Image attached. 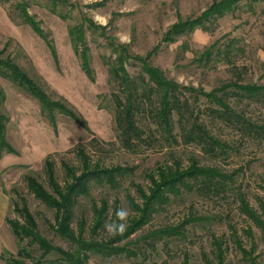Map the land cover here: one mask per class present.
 Here are the masks:
<instances>
[{"label": "rangeland", "instance_id": "obj_1", "mask_svg": "<svg viewBox=\"0 0 264 264\" xmlns=\"http://www.w3.org/2000/svg\"><path fill=\"white\" fill-rule=\"evenodd\" d=\"M65 1L58 5V12L66 20L51 13L52 0H35L28 8L47 34L56 56L45 41L20 22L12 7L14 2L0 4V60H12L51 101L60 102L80 119L78 123L59 113L52 118L36 99L0 75L5 96L2 113L8 119L7 141L16 152L0 156V190L8 203L6 219L22 221L15 206L24 199L40 235L53 246L69 251L71 244L52 229L55 212L29 192L25 178L35 177L52 193L45 161L54 162L57 181L63 185L67 181L63 163L79 169L77 152L81 147L93 162L104 167L132 170L119 181L118 189L94 186L90 197L81 198L75 207L72 228L76 234L82 222L83 240L121 250L111 256L88 252L87 264H217L213 257L215 240L223 242V264H264V139L244 135L213 113L218 108L210 100L198 97L235 83L264 87V0H244L219 20L212 32L197 30L175 43L164 40L175 24L196 19L214 2L224 0ZM81 25L90 48L94 81L83 73L70 41L69 29ZM216 43L234 50L232 61L201 63L200 57ZM113 46L128 49L131 59L127 71L139 85L147 81L138 61L142 59L161 70L168 80L190 89L185 95L191 110H184L180 118L174 115L176 143L167 141L158 128L154 120L158 98L151 95L141 101L138 116L144 142L136 149L121 144L115 104L119 89L105 65L116 56ZM234 97L228 96L232 112L264 128V102L238 101ZM194 122L205 127L227 150L209 155L201 147L183 143L182 127ZM176 164L183 170L192 164L214 170L225 186L215 193L197 187L168 194V202L159 207L149 224L116 241L134 215L128 198L140 204L137 188L148 191L149 174L158 166ZM102 201L108 204V217L105 226L94 234L93 204L101 207ZM243 203L255 218L243 212ZM121 211L126 213L123 218L118 216ZM6 225L13 238L9 253L15 256L28 242L20 244ZM161 230H175L181 235L149 239ZM55 259L58 257L46 258L48 262Z\"/></svg>", "mask_w": 264, "mask_h": 264}, {"label": "trees", "instance_id": "obj_2", "mask_svg": "<svg viewBox=\"0 0 264 264\" xmlns=\"http://www.w3.org/2000/svg\"><path fill=\"white\" fill-rule=\"evenodd\" d=\"M33 1L35 0H0V4L14 2L12 7L15 8L20 22L29 26L37 36L45 41L53 55L56 56L51 42L48 41L47 34L44 33L40 24L28 12L29 3ZM242 1L244 0L214 2L200 17L175 24L165 34L164 40L166 43H175L180 37L194 34L197 30L212 32L219 20L228 13L238 9V4ZM65 3V0H52L50 8L51 13L58 15L62 20H66L67 17L59 14L58 5L62 6ZM88 25L91 26L92 24L89 23ZM69 36L83 73L89 80L94 81L92 59L90 48H88L85 39L84 26L71 27ZM113 51L116 56L113 60L111 59L112 61H106L105 65L108 68L112 82L117 84L119 89V94L115 96V104L117 109L116 124L120 133L121 144L127 148L136 149L141 142H144V133L138 125V116L141 101L143 99L149 100L151 95H155L158 98L157 109L154 114V120L158 128L165 133L167 141L176 143L177 139L173 134L175 128L174 115L177 114L180 118L183 117L184 110H191L185 95L190 92V89L181 87L174 81L168 80L161 70L151 66L146 60L142 59L138 61L142 64L141 69L144 76L147 77V81L146 85H139L132 80L127 71V62L131 59L128 49L123 46H113ZM233 51L228 45L219 46L216 43L206 50L199 60L201 63L204 61L207 64L210 62L230 63ZM0 75L36 99L43 112H47L52 118L55 113H59L80 123V119L73 111L60 102L51 101L38 83L15 65L12 60H0ZM225 91H230L231 96H235L234 98L238 101L264 102V87L257 85L242 86L235 83L211 94L198 95L193 91L198 97H205L213 103V106H217L218 110L213 111V113L220 119L228 124L235 125L244 135L264 139V128L258 127L252 122H247L241 115L232 112L228 105V96L230 94H225ZM4 102L5 96L0 89V156L2 153L16 154L7 141L8 119L2 113ZM182 129V139L186 145L201 147L209 155H217L218 151L222 153L227 150V147L222 142L212 138L205 130V127L197 122L185 128L182 127ZM77 158L80 162L79 169L63 163L67 176V181L63 185L57 181L54 162L50 159L45 161L46 177L52 193L45 190L35 177L29 175L25 178L29 192L38 201L55 212V225L52 229L59 237L71 244V249L64 251L44 239L38 231L34 215L30 212L25 200L20 198V203L15 206V210L22 218V221L7 219L6 223L10 226L13 235L20 244L24 242H28V244L20 247L15 256L9 252H5V254L0 256V259L6 264H87L88 252L101 253L107 256L121 253L118 248L92 244L83 240V223H80L79 232L76 234L72 228V222L78 201L81 198H89L94 186L116 190L120 187L119 181L122 177L124 179L131 175L132 170L119 166L113 168L104 167L100 162H93L88 153L81 147L78 149ZM221 178L222 176L218 172L199 167L196 164H192L185 170L178 164L158 166L148 176L150 181L148 191L143 188H137L140 204L135 199L128 198V203L134 215L131 225L126 228L122 236L117 237L116 241L127 239L136 230L149 224L154 214L158 212L159 207L168 202V194L177 195L181 188L195 190L197 187L206 189L210 193H215L222 190L225 186V181L221 180ZM93 205V233L96 234L106 224L109 207L106 201L101 202V207H98L96 203ZM241 208L249 217L255 218L244 203ZM262 209H264V205H262ZM173 231L161 230L156 232L153 237L150 236L149 239H162L175 234L176 236L181 235V233ZM214 245L216 252H214L213 257L217 264H223V242L215 240ZM39 253L41 255L38 257L37 254ZM49 256H57L58 259L48 262L46 258Z\"/></svg>", "mask_w": 264, "mask_h": 264}, {"label": "crops", "instance_id": "obj_3", "mask_svg": "<svg viewBox=\"0 0 264 264\" xmlns=\"http://www.w3.org/2000/svg\"><path fill=\"white\" fill-rule=\"evenodd\" d=\"M8 213L7 199L0 190V256L4 252H9V242H11L12 234L6 225ZM0 261H3L0 259Z\"/></svg>", "mask_w": 264, "mask_h": 264}, {"label": "clouds", "instance_id": "obj_4", "mask_svg": "<svg viewBox=\"0 0 264 264\" xmlns=\"http://www.w3.org/2000/svg\"><path fill=\"white\" fill-rule=\"evenodd\" d=\"M118 216H120V217H122V218H123L124 216H126V213H125V212H123V211H121L120 213H118ZM123 227H124L123 225H121V226H120V228H121V231L123 230ZM110 231H112V229H111V228H110Z\"/></svg>", "mask_w": 264, "mask_h": 264}]
</instances>
